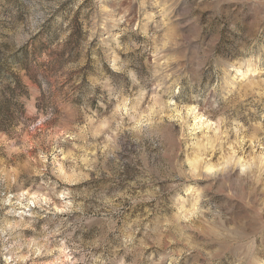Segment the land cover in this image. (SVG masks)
Instances as JSON below:
<instances>
[{
  "label": "rangeland",
  "instance_id": "374dc122",
  "mask_svg": "<svg viewBox=\"0 0 264 264\" xmlns=\"http://www.w3.org/2000/svg\"><path fill=\"white\" fill-rule=\"evenodd\" d=\"M0 264H264V0H0Z\"/></svg>",
  "mask_w": 264,
  "mask_h": 264
}]
</instances>
